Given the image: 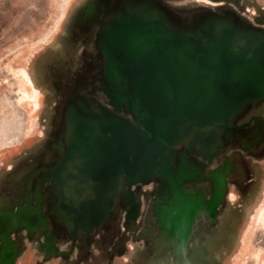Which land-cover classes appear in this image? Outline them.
Returning <instances> with one entry per match:
<instances>
[{
	"label": "rangeland",
	"instance_id": "obj_1",
	"mask_svg": "<svg viewBox=\"0 0 264 264\" xmlns=\"http://www.w3.org/2000/svg\"><path fill=\"white\" fill-rule=\"evenodd\" d=\"M86 1L0 0V151H17L15 154L19 155L33 150L44 141L46 129L50 126L49 121L56 110L57 100L55 93L49 90L48 84L44 81L43 69L51 59L60 55L58 50L64 47L62 42L65 46L70 45L72 49L73 69L81 62L82 55L80 46L78 47L80 42L78 40L74 42L70 38V40L67 39L68 44L66 45V38H62V32L63 30L70 32L74 29L72 27L76 25V22L81 21ZM152 1L156 3L154 10L148 11L144 22L154 24L158 28H162L165 24V14L169 7L174 8L176 14L181 13L189 20L199 15H202L204 19L213 16L211 20L209 19L212 25L218 23L214 17L234 25L237 17L250 23H258L259 18L264 19V0ZM200 8L203 10L199 11ZM196 9L198 11L193 13ZM102 10V5L96 7L93 18L100 20L106 18L105 20L109 22L115 17L107 16ZM135 14L137 12L133 15ZM170 24L172 26L171 22ZM102 29L103 33L107 31V28ZM215 33H217L216 29ZM60 56L65 59L64 53ZM106 63L109 67V62ZM24 71L30 73L33 83L25 79ZM111 83L113 91L119 92L118 84H113V81ZM26 84L30 98L24 95L27 89ZM30 113L34 114L33 126H31ZM191 131L210 142V153L208 155L198 154L201 158L197 159L195 165L187 160L185 170L181 172L176 169L179 181L185 185V182L189 183L186 179L190 176L197 177L200 185L192 187L189 191L201 194L213 206L218 200L215 194L217 189L220 188L219 190L224 192L228 187V192L224 196L227 205L240 206L239 208L242 209L241 219L236 223L233 240L229 247L217 257L222 261L221 264H264V98L243 106L241 112L229 119V123L223 126L203 125L196 129L192 127ZM65 137L68 139L66 135ZM64 142L68 148L71 147L68 140ZM70 153L72 151H68L66 155ZM183 155L180 153V159L177 158L178 163L182 162ZM242 155L251 157L250 161L243 162ZM13 158V156L6 158L5 162L0 163V173L9 166ZM64 158L57 164L65 167L63 169L65 171L61 170L58 173L60 181H65V178L74 171L65 174L71 163L67 165L63 161ZM169 165L172 168V162ZM243 166L246 173L254 178L249 188L251 190L245 196L237 192L239 182L244 181ZM164 173L161 170L158 174L164 175ZM232 177L236 181L238 179L239 182L233 181ZM217 184L220 186L216 189ZM203 190L204 193H202ZM109 194H106L107 197L104 196L107 201L103 203L105 214L99 219L96 214L88 221L79 219L77 214L70 212V207H72L70 197L64 198L61 194L59 210H62L64 214L60 215L59 219L68 224L73 234L88 233L113 210V196L110 192ZM135 194L138 200L142 201L146 199L145 197L152 196L153 193H146L138 188ZM56 198L57 201L60 200L59 195ZM143 206L144 209L147 207L145 202L142 203ZM153 207L157 210L158 205L155 204ZM135 208L132 205L131 211L133 212ZM235 214L237 215L238 212L235 211ZM115 223L113 222L110 229L116 227ZM31 224L27 222V227ZM120 225L126 228L124 221L120 222ZM58 228L61 236L63 233V237L44 232L41 235L31 234L18 239L14 237L13 232L5 241L2 235L0 237V264H68L78 259L88 247L86 237L68 235L62 223ZM140 230L138 233L140 238L127 239L124 241V246L118 244L117 249L112 250L113 256L110 261L108 257H105L100 262L90 260L89 263L82 261L80 264H143L144 260L141 259L142 255L139 252L143 249L141 236L145 235L148 230L142 229V232ZM109 243L110 241L107 242ZM207 248L208 246H204L200 251H205ZM93 249L99 255V247L95 245ZM63 255H69L70 258L66 260Z\"/></svg>",
	"mask_w": 264,
	"mask_h": 264
},
{
	"label": "flooded vegetation",
	"instance_id": "obj_2",
	"mask_svg": "<svg viewBox=\"0 0 264 264\" xmlns=\"http://www.w3.org/2000/svg\"><path fill=\"white\" fill-rule=\"evenodd\" d=\"M108 1L110 4L108 16L111 17L116 14L123 1ZM132 1L137 4L141 0ZM202 10V8L199 9V11ZM195 11H198V9L193 10V13ZM166 12L171 19L170 22L173 29L176 31H185L187 28L195 29L204 19L202 15L196 16L194 19H186L185 15H181V13L176 14L172 7H169ZM258 21V23H250L239 17L234 20L235 24L241 28L264 32V19L259 18ZM102 23L103 21L97 22L93 26L85 25L82 29L76 31L75 27L79 25L76 22L75 27H72L74 29L69 32V37L73 39H75V35L84 33L86 35L84 40H90V44L85 45V50L81 54V59L84 61L82 64L76 65V68H74L75 74L69 76L67 80L62 77L61 83L57 87L55 92L57 100L56 110L50 119L52 125L47 138L41 143L39 148V151H44V154H39L27 160L26 172L22 179L25 182L31 181L35 184V188L32 190L31 205L32 208L36 209V213L31 217L33 218L31 226L20 228L14 232V237L20 239L26 237V235H41L44 232H50L59 237L61 233L58 226L62 223L65 225V233L68 235L86 237L88 242L86 250L81 253L78 259H74L68 263L80 264L82 261L89 263L90 260L100 262L105 257H108V261H110V258L113 256L112 250L117 249L118 244L124 246L125 240L140 238L138 235L139 230L141 229L140 231L142 232V229H146L148 232L141 236L143 249L139 250L141 255H143L141 259L144 261L155 259L169 264H221L222 261L217 256L228 248L233 240L236 223L241 219L242 209L239 208L240 206L227 205L226 197L224 196L228 192V187L222 192L218 188L220 185H215L216 189L218 188L215 193L218 200L213 206L201 194L189 191L192 187L200 185L197 177L190 176L189 179H186L189 183L185 182V185H182L183 183L177 177V170L180 172L185 170L187 160L192 161L195 165L197 159L201 158L198 154L208 155L211 144L205 149H199V151L188 149L184 145L174 147L167 154L168 163L172 162V168L169 164L167 168L170 173L167 174L165 172L164 175L151 172L139 174L137 158L132 153L129 157L123 155L125 151H136L137 149L123 148L121 138L119 139V144L117 138L115 142L112 141L115 147L110 148L108 147L109 139L107 138H111L112 136L111 134H107L109 137L106 136L105 138L102 132L101 147H90L84 150L88 151L85 162L93 166L92 168L99 169L98 175L93 172V176L90 174V179L88 178L87 186L88 193L90 194L85 199L90 204L103 200V195L106 191L105 171L103 168L107 167V163L111 161L108 167L115 168L119 172L121 171V173H118L115 182L114 204L110 215L104 217L99 225L93 226L89 233L73 234L67 224L59 220V213L54 211L53 202L60 203L61 199L57 201L56 196L59 194L57 192L59 183L49 176V171L70 151L64 142L67 131V118L65 116L66 99L72 93L77 92L79 95L92 99L95 105L101 104L121 117L130 119L133 126L138 127L139 124L132 100L130 101L132 104H130L128 100L120 99L118 92L113 91V85L112 83L110 84L113 80L107 71L106 62H108V58L98 46L100 34L103 33L102 28L107 27L108 21H105L104 24ZM71 52L72 49L69 45L64 52L65 59L72 55ZM58 57L60 58V55ZM23 76L27 81L33 83L30 73L24 71ZM113 84L115 83L113 82ZM49 85L51 86V83ZM25 86L27 88V84ZM24 95L30 98L29 88L25 89ZM30 118L31 126H33L34 114L30 113ZM110 151L113 152L110 153L108 158L107 155ZM47 152H49L48 155ZM180 153L184 155L182 162L178 163ZM242 158L244 159L243 162H249L251 157L242 155ZM79 165L76 162L73 164V166ZM72 168V165L68 167L67 172H72ZM242 169H244V166ZM242 172L245 176L244 181H240L241 183L238 179L236 181L234 177L231 179L239 182L240 185L237 187V192L241 196H245L250 192L251 189L249 188L254 178H251L245 169ZM38 187L39 189L37 190ZM138 188L141 191L146 193L152 192L153 194L149 198L145 197V200L140 201L135 194ZM35 192H37L36 195ZM202 193H204V190ZM144 202L147 205L145 209L144 206L142 207V203ZM155 204L158 205L157 210L153 207ZM132 205L136 207L133 212L131 211ZM235 211L238 212L237 215ZM93 215L94 213L89 209L87 216L92 217ZM122 221L125 222V229L120 225ZM113 222H116V227L110 229ZM61 237H63V233ZM108 241H110L109 244H107ZM95 245L99 247V255L93 251ZM204 246H208V248L201 252L200 250ZM63 258L68 260L70 257L69 255H63Z\"/></svg>",
	"mask_w": 264,
	"mask_h": 264
},
{
	"label": "water",
	"instance_id": "obj_3",
	"mask_svg": "<svg viewBox=\"0 0 264 264\" xmlns=\"http://www.w3.org/2000/svg\"><path fill=\"white\" fill-rule=\"evenodd\" d=\"M122 1L123 4L113 15L115 17L108 22L107 31L100 34L98 46L106 54L110 66L114 67L115 75L120 77L112 79L118 84L119 98L128 100L130 104L132 100L134 104L138 127L133 126L130 119L121 117L101 104L95 105L92 99L75 92L67 99L65 116L67 118L71 100H81L83 105L75 111L83 115L87 124L76 122L77 116L73 113L75 124L72 136L76 141L66 140L71 144L70 151L73 148L84 151L90 147H101L102 132L105 138L111 134L108 147L114 148L112 141L115 142L117 138L119 144L121 138L123 148L138 150L125 151L123 155L129 157L132 153L137 158L139 174H158L161 170L170 173L167 169L169 150L184 145L195 151L210 145L208 140L193 133L192 127L196 129L214 124L223 126L241 112L243 106L264 98V75L260 81L254 78L248 91L238 85L241 80L236 77L238 86L233 90L232 99L223 102L221 94L214 88V75L202 72L199 62H232L236 56L252 58L259 53L264 54V33L241 28L236 24L235 26L217 17H214L218 20L217 25H212L209 18L213 16L203 19L195 29L176 31L170 24L171 19L167 12L165 24L158 28L154 24L144 22L148 11L154 10L155 2L141 0L135 4L132 0ZM99 5H102V11L108 16V0H87L80 22L93 25L103 21L104 24L106 18H93ZM86 6L90 7L92 16L83 20ZM125 7L127 9L124 13ZM136 12L137 14L133 15ZM135 25L138 26L137 32L132 31ZM202 29L206 30L204 35ZM104 36L115 39V55L111 56L101 48L100 41ZM257 41L261 42L260 46L256 45ZM137 53L141 56L137 57ZM111 152L113 151L108 153V158ZM75 162L81 165L84 161L78 159ZM109 163L111 161L103 168L106 191H111L112 188L114 190L117 175L121 173L115 168H109ZM73 164L72 169L75 170ZM93 169L92 173L98 175L99 169ZM59 197L61 199L60 195ZM32 216L27 215V222L33 223ZM9 237L7 231L3 240L6 241Z\"/></svg>",
	"mask_w": 264,
	"mask_h": 264
},
{
	"label": "bare ground",
	"instance_id": "obj_4",
	"mask_svg": "<svg viewBox=\"0 0 264 264\" xmlns=\"http://www.w3.org/2000/svg\"><path fill=\"white\" fill-rule=\"evenodd\" d=\"M126 9L127 8L125 7L124 11H123L124 13L126 12ZM91 16H92V14L90 12V7L86 6L85 11H84L83 20L89 19ZM206 18H208V17H206ZM137 27H138L137 25L133 26L132 31L137 32V29H138ZM201 32L204 35L206 33V30L202 29ZM114 40L115 39H113V38H107L106 36H104L100 41L101 48L103 50H105L106 53H108L110 55L111 54L115 55L117 52L116 51L117 45H116ZM67 41L68 40L65 39L66 43H67ZM260 44H261L260 41L256 42L257 46H260ZM111 51L113 53H111ZM137 54H138L137 57L141 56L140 53H137ZM199 64H200L199 69L202 72L214 75V77H215L214 88H215V90H217L221 94L223 102H225V101L227 102V101L232 99L233 90L235 89L236 86L239 85L241 88L244 89V91H248V89L251 88L253 79L256 78L257 81H260L263 79V75H264V54L263 53H259L252 58H247L245 56L244 57L243 56H236L235 60L232 62H228L226 60H222L221 62H217V61L216 62L215 61L209 62V61L202 60L201 62H199ZM229 66H231L232 68L230 69ZM227 68H228V71H227ZM107 71H108V74L110 75V77L112 79H115L116 77L120 78L119 75L118 76L115 75L114 67H112V66L108 67ZM236 77H240L241 82L239 84H238V82L235 81ZM81 105H83L81 103V100L77 101V99H73L69 103V110H68V116H67V131L65 133L68 140L72 139V140L76 141V139L72 136V130H73V126L75 124L73 113H74V115L76 114V116H77V118L75 119L76 122H78L81 125L87 124V120L83 117V115H81V114L79 115V113L77 111H75V109L79 106L81 107ZM108 139H110V138H108ZM71 151H72V153L67 154L63 160L67 165L69 163H71V165H72L73 162H75L78 159H82L84 162L79 166H75L76 169L72 173H70L67 176V178H65V181H63V180L60 181V179H58L59 171H61L65 168L61 165H55V167L49 171V176L52 179H54V181H56L57 183H60L61 187L59 189H57V192L59 193V195L62 194V197H64V198L70 197L69 199L72 202V207H70V210H69L70 212L77 214L79 219H85L87 221L89 219L91 220L92 217H94V215H96V214H97V218L99 219V218H101V216H103L105 214V212L103 211L104 210L103 203L107 202L106 201V197H107L106 194H109V192H110L112 194V196H114L115 188H114V190L112 188L111 191H105L103 198L105 195H106V197L101 202H96L94 204L93 203L90 204L87 201L83 202V199L85 198V196L87 197V194H88L87 181H88V178L90 177V173H92V171L94 169L92 168L93 166H90L89 164H87L85 162V159L88 156V151H80L79 149H75V148H73ZM66 164H65V166H66ZM63 171H65V170H63ZM109 196H111V195L109 194ZM53 203H54V211L60 213V215H63L64 212L62 210H59L58 208H56V202L54 201ZM84 203H86V205ZM89 209L94 213V215L92 217L87 216V212L89 211ZM65 220H67V219H65ZM68 222H69V220H68ZM69 224H70V222H69ZM88 226H90V225H88ZM236 261L237 260H235V262Z\"/></svg>",
	"mask_w": 264,
	"mask_h": 264
},
{
	"label": "crops",
	"instance_id": "obj_5",
	"mask_svg": "<svg viewBox=\"0 0 264 264\" xmlns=\"http://www.w3.org/2000/svg\"><path fill=\"white\" fill-rule=\"evenodd\" d=\"M78 23V26H73L75 27L76 31H78V29H82L85 25H91L90 23ZM85 36L86 35H84V33H80V35H75V39H73L69 37L68 30H63L62 32L63 39L66 38L70 40L71 38L74 42L80 40V43L78 44V47L80 46V54L84 52L85 45L90 44V40H84ZM62 43L64 44V47L58 50V54L60 55L63 54L67 48V46H65V43ZM61 58L62 57L60 56V58L55 57L54 59H51L47 67L43 69L44 81L46 84H48L49 90L53 93L56 92L58 85L61 83L62 77L66 78L67 80L69 76L75 74V70L72 67V56L70 55L67 59H63V63ZM80 61L81 63L79 62V64H82L84 60L80 58ZM50 83L51 86L49 85ZM49 125V128L47 127L46 129L44 140L47 138V135L50 131L52 121H50ZM40 145H38L31 151H26L25 153H21L19 155L15 154L17 153V151H0V163L5 162L6 158H11L12 156L14 157L11 160L9 166L5 167L0 173V237L7 231L11 236L13 232L18 231L20 228H27V215H33L36 213V209L32 208L31 205L33 196L32 190L33 188H35V184L31 181H23L22 177L26 172L27 160L31 157H36L39 154H44V151H39ZM48 154L49 152H47V155ZM39 187L37 188V190L39 189ZM36 194L37 192H35V195ZM56 208H60L59 203H56ZM1 218L5 219V221H2ZM143 264L169 263L163 262L161 260L158 261L155 259H148L144 261Z\"/></svg>",
	"mask_w": 264,
	"mask_h": 264
}]
</instances>
